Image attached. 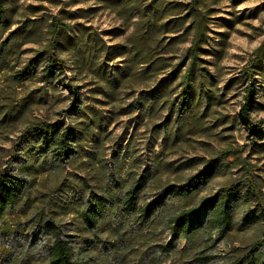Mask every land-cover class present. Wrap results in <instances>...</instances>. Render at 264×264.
Listing matches in <instances>:
<instances>
[{
    "label": "rangeland",
    "instance_id": "rangeland-1",
    "mask_svg": "<svg viewBox=\"0 0 264 264\" xmlns=\"http://www.w3.org/2000/svg\"><path fill=\"white\" fill-rule=\"evenodd\" d=\"M191 1L2 0L5 16L0 19V51H4L0 57V121L3 114L14 116L0 123V170L10 164L13 169L23 164L22 146L30 140L25 126L30 123H71L77 129L74 141L78 144L72 158L60 162L49 152L42 160V169L27 175L26 192L0 223V264H11L23 251L26 257H34V264H45L39 256L46 253L51 233L46 232L43 221L53 219L74 235V223L79 224V213L91 199V192L96 194L100 186L116 195L118 186L114 183L127 188L157 159L160 165L149 183L154 188L147 190L141 201L154 199L161 186L182 184L223 151L232 152L227 159L237 155L249 163L264 192V80L258 74L253 80L255 99L263 103L252 108L248 118L241 113L247 85L243 71L254 50L264 42V0H196L195 5ZM54 18L71 29L60 30L58 42L52 47L49 40ZM200 19L205 26L200 57L213 75L212 89L217 99L212 105H201L198 125L189 133L174 134L173 124L168 122L171 134L166 137L163 131L169 111L159 102L153 103L147 115L134 108L135 100L146 98L147 90L166 75L169 67L156 77L128 87L129 95L120 89L112 102L99 92L105 87H96L100 84L87 66L81 73L74 69V50L77 43H85L88 35L96 41V53L101 42L111 45L126 43L130 37L144 38L152 58L170 57L172 65L176 63L183 69L193 29ZM48 52L63 59L68 67L53 68L51 74L45 72ZM101 59L93 55L95 67L100 64L104 68ZM121 59L117 57L107 67L119 65ZM26 71L28 77L19 81L17 76L26 75ZM42 91L45 95L39 99ZM168 100L175 104V111L182 100L180 89L172 90ZM92 113L101 119L87 129L84 122ZM253 123L259 126L252 133ZM237 165L218 167L209 181L188 197L166 199L165 210L158 217L197 205L221 187L241 179L243 170L241 164ZM248 207L241 201L235 204L233 227L208 250V263L230 264L259 238L262 224H240ZM136 221L111 212L99 218L97 247L91 250L95 264H196L190 242H173L167 226L157 219L152 226ZM215 236L212 234V239ZM201 243L205 245L206 241Z\"/></svg>",
    "mask_w": 264,
    "mask_h": 264
},
{
    "label": "trees",
    "instance_id": "trees-1",
    "mask_svg": "<svg viewBox=\"0 0 264 264\" xmlns=\"http://www.w3.org/2000/svg\"><path fill=\"white\" fill-rule=\"evenodd\" d=\"M2 3V0H0V19L5 16V8ZM195 3L196 0L191 1L192 5H195ZM191 9L197 10L196 7H191ZM52 26V36L49 44L54 47L58 42L60 30L71 29V26L59 22L55 18L52 21ZM204 27L200 19L193 29L183 69H180L176 63L172 65L169 61L171 60L170 57L158 56L152 58L151 47L144 38L130 37L126 43L111 45L101 42L97 47L98 53H96V41L90 35L85 36L84 44L77 43L74 50V69L81 73L87 66L88 72L94 76L96 83L100 84L96 87H105L102 90L98 89L99 92L112 102L120 89H123L122 92L125 95H129L128 92L130 91H126L128 87H132L133 84L138 82H144L146 78L156 77L169 67L166 75L161 76L154 86L147 90L149 93L146 98L138 97L135 100L136 105L134 108L141 110L143 115H147L153 110V103L159 102L169 111L163 131L166 133V137L171 134L172 127H174V134L180 135L181 133L183 135L189 133L191 128H196L198 125L201 117V105H205V107L212 105L213 100L217 99L212 89L213 75L210 74L207 67L202 65L203 60L200 57V51L204 50L202 48L205 36ZM93 49L95 50L93 51ZM0 52L2 53L1 57L4 51L1 50ZM91 54H96V59L102 56L101 63L104 64V68L100 64L97 67L94 66L93 55ZM117 57L122 58L118 63L119 65L107 67V64ZM44 61L43 70L50 72V74L53 68L64 70L68 67L63 59L51 52L47 53ZM30 66L34 68L33 63ZM25 74L17 76L19 81L28 77L29 73L27 71ZM243 74L245 80H247V85L244 87L241 113L248 118L249 111L252 108H258L263 103L262 100L255 99L257 96L253 80L255 74L260 75L264 80V42L254 50L247 60ZM177 79L178 82L174 85L175 87H171V84ZM190 82L194 83V86H190ZM175 89H180L182 100L177 103L178 106L174 111L175 104L172 101L169 102L168 98L170 92ZM45 92H40L38 98L43 97ZM261 92L264 96V87ZM147 100H149V104H145ZM126 110L125 107L123 111L126 113ZM70 115L71 113H68V116ZM13 116L10 113L3 114L0 123ZM170 116H173L171 120ZM109 118L111 117L109 116ZM100 119V115L92 113L85 120L86 125L83 127L89 129L93 124L99 123ZM168 122H171V125L173 124L171 128L168 126ZM258 126L257 123L251 124L250 131L253 133ZM76 130L71 123L64 125L59 121L36 122L25 126V132L30 133V140L27 142L29 145L26 143L22 146L23 164L14 165V169L13 165L10 164L7 169L0 170V223L4 215L14 208L17 201L26 192L29 184L27 175L31 171L42 169V160L47 153L51 152L60 161L62 158H72L74 153L77 152L76 145L78 143L74 141ZM229 152L232 153L231 151H223L208 159L201 169L189 176L182 184H168L159 187L155 198L149 201H141V199H144L143 195L147 190L154 188L149 183L154 171L158 170L160 159H157L152 167L139 179L131 181L127 188L121 189L120 184L114 183L118 186L116 195L109 193L108 188L99 186L98 192L94 195L91 192V199L81 209L79 224L74 223V228L77 230L74 235H69L67 231L61 229L53 219L43 221L44 229L47 233H51V237L47 244L46 253L39 256L41 263L95 264L91 250L97 247L96 241L99 238L98 234L95 233L97 221L100 217L105 216L106 212H111L116 216L120 214L123 217L137 220L136 224L139 225H151L156 219L159 220L161 225L167 226L173 242L179 239L190 242L193 252L192 260L196 264H210L208 262L211 255L208 250L216 246L231 231L233 227V208L235 204L241 201L248 204L249 207L242 215L240 224L250 226L259 223L262 224V230L259 238L254 240L230 264H264V192L253 176L251 165L237 155H233L232 159H227ZM229 163L233 165L241 164L240 168L243 170L241 179L221 187L197 205L179 209L174 214L161 216L162 219L158 217L165 210L164 202L166 199L175 200L194 194L209 181L218 167L226 166ZM114 181L117 182L116 179ZM214 233L216 236L212 239L211 236ZM204 240L206 241L205 245L201 243ZM204 250H206V253H202ZM33 258L26 257V252L23 251L12 259L11 264H34L35 259Z\"/></svg>",
    "mask_w": 264,
    "mask_h": 264
}]
</instances>
